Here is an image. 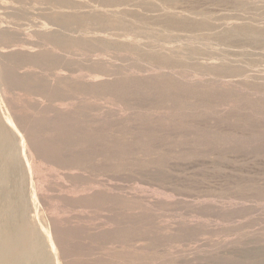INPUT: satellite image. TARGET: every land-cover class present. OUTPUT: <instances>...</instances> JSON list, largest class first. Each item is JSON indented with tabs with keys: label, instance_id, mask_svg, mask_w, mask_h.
<instances>
[{
	"label": "rangeland",
	"instance_id": "1",
	"mask_svg": "<svg viewBox=\"0 0 264 264\" xmlns=\"http://www.w3.org/2000/svg\"><path fill=\"white\" fill-rule=\"evenodd\" d=\"M0 134L23 264H264V0H0Z\"/></svg>",
	"mask_w": 264,
	"mask_h": 264
},
{
	"label": "bare ground",
	"instance_id": "2",
	"mask_svg": "<svg viewBox=\"0 0 264 264\" xmlns=\"http://www.w3.org/2000/svg\"><path fill=\"white\" fill-rule=\"evenodd\" d=\"M4 140H6V139H4ZM1 147H2V145L0 146V153H1L0 156L4 155V153H3L4 150L2 149V151H1ZM1 172H3V171H0V177L2 178L1 174L4 175V173H1ZM4 231H6V230L0 228V234H3ZM25 235H23V233L19 234L18 232L17 233L12 232V233H10L8 239H6L4 242L2 241L3 242L2 244L0 243V245L2 247V249L0 251V263L23 264L25 261L27 253L30 251L36 250V248H37L36 241L34 242V240L32 238H30V237L28 238ZM39 237H42V236H39ZM2 238H4V236Z\"/></svg>",
	"mask_w": 264,
	"mask_h": 264
}]
</instances>
